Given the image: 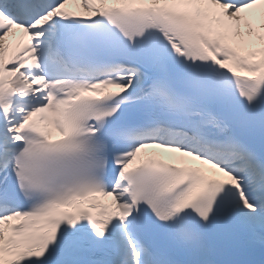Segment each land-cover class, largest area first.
<instances>
[{
	"label": "snow or ice",
	"instance_id": "snow-or-ice-1",
	"mask_svg": "<svg viewBox=\"0 0 264 264\" xmlns=\"http://www.w3.org/2000/svg\"><path fill=\"white\" fill-rule=\"evenodd\" d=\"M0 264H264V0H0Z\"/></svg>",
	"mask_w": 264,
	"mask_h": 264
}]
</instances>
